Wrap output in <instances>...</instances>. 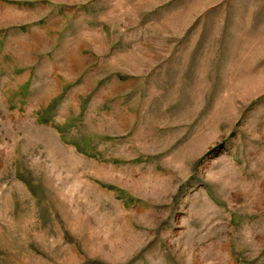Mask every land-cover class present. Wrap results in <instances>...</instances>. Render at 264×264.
I'll return each instance as SVG.
<instances>
[{"label": "rangeland", "instance_id": "1", "mask_svg": "<svg viewBox=\"0 0 264 264\" xmlns=\"http://www.w3.org/2000/svg\"><path fill=\"white\" fill-rule=\"evenodd\" d=\"M0 264H264V0H0Z\"/></svg>", "mask_w": 264, "mask_h": 264}]
</instances>
